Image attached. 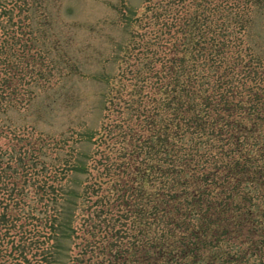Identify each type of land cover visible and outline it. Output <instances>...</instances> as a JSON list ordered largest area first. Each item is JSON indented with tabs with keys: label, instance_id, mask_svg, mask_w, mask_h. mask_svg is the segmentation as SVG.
Instances as JSON below:
<instances>
[{
	"label": "trees",
	"instance_id": "trees-1",
	"mask_svg": "<svg viewBox=\"0 0 264 264\" xmlns=\"http://www.w3.org/2000/svg\"><path fill=\"white\" fill-rule=\"evenodd\" d=\"M129 13L93 130L16 126L30 93L2 57L11 33L0 40V264L262 254L264 0H146Z\"/></svg>",
	"mask_w": 264,
	"mask_h": 264
},
{
	"label": "rangeland",
	"instance_id": "rangeland-1",
	"mask_svg": "<svg viewBox=\"0 0 264 264\" xmlns=\"http://www.w3.org/2000/svg\"><path fill=\"white\" fill-rule=\"evenodd\" d=\"M145 4L146 0H0V40L8 32L15 37L1 55L17 61L19 75L24 76L19 87L30 93L29 107L13 113L15 125L33 126L34 137L62 133L71 121L72 127L99 128L109 88L105 79L120 66L117 54L129 28L122 24V12L128 19L129 10H143ZM79 150L88 153L91 146L80 144ZM73 180L79 188V176ZM245 264H264V249Z\"/></svg>",
	"mask_w": 264,
	"mask_h": 264
}]
</instances>
